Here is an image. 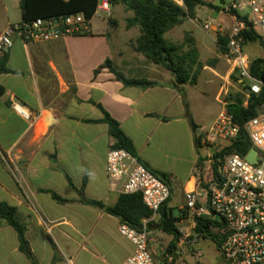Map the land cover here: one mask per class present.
Masks as SVG:
<instances>
[{"label": "crops", "instance_id": "obj_1", "mask_svg": "<svg viewBox=\"0 0 264 264\" xmlns=\"http://www.w3.org/2000/svg\"><path fill=\"white\" fill-rule=\"evenodd\" d=\"M116 7L121 19L93 24L92 17L88 34L27 46L15 39L0 55L8 69L0 73V202L16 208L38 264H123L133 251L118 232V218L81 203L86 198L113 205L119 197L107 189L105 156L114 140L105 113L118 123L138 160L165 176L170 199L175 191L183 199L184 190L208 171L213 151L203 133L225 109L220 96L226 90L203 59V42L184 23L164 35L181 44L189 34L198 50L197 82L179 87L182 98L170 72L133 49L140 34L137 26L126 27L133 13L117 4L110 15ZM13 11H19L18 20ZM20 21V0H0V34ZM106 61L126 79L156 84L124 86ZM14 105L29 117L20 116ZM149 221L151 237L160 232L158 215ZM18 246L14 229L0 223V264H31ZM156 246L150 239L149 248Z\"/></svg>", "mask_w": 264, "mask_h": 264}, {"label": "built area", "instance_id": "obj_2", "mask_svg": "<svg viewBox=\"0 0 264 264\" xmlns=\"http://www.w3.org/2000/svg\"><path fill=\"white\" fill-rule=\"evenodd\" d=\"M111 3L112 0H97L93 17L104 13L109 18ZM221 12L230 20L229 27L209 19L202 29L226 37L228 75L234 74L242 88L248 87L243 93L245 107L249 94L259 93L264 86L250 76V60L243 51V33L247 30L264 41V0H231ZM89 21L83 13H74L9 25L0 34V55L11 49L15 39L27 46L88 34ZM14 110L23 118L29 117L18 105H14ZM245 129L257 153V164L248 163L238 154L227 155L222 160H216L212 154L208 157L205 177L183 192V204L179 208L182 217L178 221L180 237L175 242L174 254L183 251L185 243H195L192 234L195 222L200 219L219 224H212L210 230L221 238L219 253L223 264H264V115L250 120ZM237 132L232 117L224 109L203 133L204 141L214 147V153H219L231 144ZM105 175L109 192L140 194L143 204L154 214L171 196L169 186L124 149H108ZM118 232L133 246L123 264H158L150 253L147 220L139 231L120 223ZM174 254L165 255L167 264H173Z\"/></svg>", "mask_w": 264, "mask_h": 264}, {"label": "trees", "instance_id": "obj_3", "mask_svg": "<svg viewBox=\"0 0 264 264\" xmlns=\"http://www.w3.org/2000/svg\"><path fill=\"white\" fill-rule=\"evenodd\" d=\"M97 0H20L21 21L31 22L35 19H47L51 17L66 16L74 13H83L88 19L94 14ZM222 3V0H218ZM112 5H121L126 11L132 12L133 16L126 20V27L137 26L139 28V37L133 49L150 59L154 64L159 65L170 72L173 77V86L181 93L184 98L182 89L179 87L185 84L195 85L197 82V69L201 67L198 60V50L195 47V41L192 37L186 36L181 44L173 43L164 38V35L174 27L183 23L186 18L194 19L197 8L206 7L216 12L221 11L223 7L212 2L204 0H182V6L172 0H112ZM111 24V21L109 20ZM243 47L248 43H258L264 47L262 41L252 30L243 33ZM227 39L223 35H216V45L220 52L226 54ZM249 74L252 78L264 84V58L249 59ZM105 66L108 67L116 79L127 87H149L156 83L146 79L134 80L126 79L124 75L117 72L109 61ZM6 57L0 59V73H6ZM234 81L237 78L231 75ZM179 88V89H178ZM238 92H229L224 98L225 110L232 117V124L237 128V135L231 144L221 150L219 153L212 152V156L217 160H222L230 154H238L245 157L253 148L247 132L246 124L257 117L258 108L264 106V86L260 87L259 93H250L247 99V105L244 107V92L248 88H242L238 84ZM3 89L0 87V96ZM192 129L195 130L196 125L190 119ZM104 122L108 125V133L114 140V148L124 149L135 155L131 142L121 132L118 123L105 113ZM198 139H196V142ZM138 159V158H137ZM143 164V163H142ZM144 165V164H143ZM145 166V165H144ZM146 167V166H145ZM213 172L216 173L215 166H212ZM156 177L164 181V175L152 172ZM165 182V181H164ZM86 183V175L83 178L82 185ZM52 197L58 201L63 200L56 194L51 193ZM170 198L159 208L157 228L160 232L172 236V240L168 245L167 251L174 254L175 242L179 239L180 234L176 227V223L181 219L182 212L174 216L172 209L167 207ZM81 203L96 207L104 213L116 217L120 223L126 224L130 228L139 231L142 228V222L147 220V229L150 230V219L154 212L148 209L142 202L140 194H121L113 205H106L100 201L82 199ZM0 223H4L17 234L19 246L18 249L31 262L38 264L34 258L30 246L25 239L26 225L21 222L15 207L7 203L0 202ZM219 225L217 222L198 219L194 225V234L200 238L211 239L219 250L221 238L211 232L210 226Z\"/></svg>", "mask_w": 264, "mask_h": 264}, {"label": "rangeland", "instance_id": "obj_4", "mask_svg": "<svg viewBox=\"0 0 264 264\" xmlns=\"http://www.w3.org/2000/svg\"><path fill=\"white\" fill-rule=\"evenodd\" d=\"M230 1L231 0H222V3H219L218 0H214V4H218L219 6L223 7ZM177 4L182 6V1L178 0ZM118 8L116 7L114 15H110L109 18L106 17L104 13H98L94 15L92 19L93 24H98L100 22L107 23L108 20H111L113 17L116 19H121L123 13L119 12ZM13 17H15L14 19L18 20L19 11H13ZM209 19L215 20L224 27L230 25V20L223 13L216 12L215 10L206 7H199L196 10L195 18H186L183 22V27L187 28L191 32L192 36H194L198 41L203 42L201 53L204 61L211 64L220 75L221 78H219L218 81L219 86L223 84L225 85L224 89L226 90V93L220 96V100L224 101L223 98L229 92H238L239 88L237 81H234L231 78V75H229L228 78H225L230 70V65L226 62L225 54L221 53L216 45V35L220 34L205 32L202 29V24ZM186 36L190 37L189 34H184V39ZM243 51L248 55L249 59L264 58V47H261L257 42L246 44L243 47ZM257 111L259 115H264V106L259 107ZM208 145L211 146L210 144ZM211 148L213 151L214 148L212 146ZM169 201L173 215L178 216L180 210L179 208L183 204L182 197L177 191H175ZM176 227L177 229L180 227L178 223H176ZM192 235V237L195 239V243L193 245L185 243L183 245V251H180L179 254H174V257H172L174 260L173 264H223L219 250L211 239L197 237L194 232ZM152 238L157 244L155 248L150 247L152 258L158 264H167L165 255L168 254V242L172 240V236L158 232L156 235H151L150 239Z\"/></svg>", "mask_w": 264, "mask_h": 264}, {"label": "water", "instance_id": "obj_5", "mask_svg": "<svg viewBox=\"0 0 264 264\" xmlns=\"http://www.w3.org/2000/svg\"><path fill=\"white\" fill-rule=\"evenodd\" d=\"M256 156V151L254 149H251L250 152L245 156V159L250 164H257Z\"/></svg>", "mask_w": 264, "mask_h": 264}]
</instances>
